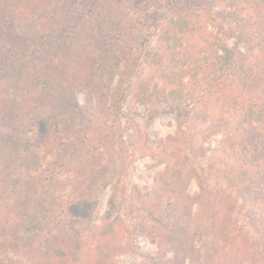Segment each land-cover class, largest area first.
I'll list each match as a JSON object with an SVG mask.
<instances>
[{
	"label": "trees",
	"instance_id": "obj_1",
	"mask_svg": "<svg viewBox=\"0 0 264 264\" xmlns=\"http://www.w3.org/2000/svg\"><path fill=\"white\" fill-rule=\"evenodd\" d=\"M87 17L97 18L96 30L86 28L71 54L40 58L27 77L24 64L32 54H20L21 60L15 62L0 44V81L6 78L9 86L8 90L0 88V131L32 118L35 130L27 134L36 131L41 145L62 150L57 141L74 139L76 134L73 129L67 134L64 128L56 130V126L62 124L64 101L76 93L86 102L92 99L100 120L111 116L110 112L118 120L123 106L118 94H110V88L124 64L126 72L119 85L123 98L129 91L136 105L169 103L167 111L177 114L178 133L162 141L163 150L158 153L163 161L168 159L160 178L168 185L170 197L175 202L188 201L186 195L179 194L180 188L175 192L171 185L182 181L177 169L186 167L188 161L187 144L180 138L188 132L191 137L187 139L192 141L197 121L212 122L214 130L208 135L223 136L215 169L226 170L224 175L237 186L257 180L264 211V0H0V22L17 21L27 26L22 29L28 43L24 50L36 49L35 43L44 46L52 35L64 37ZM153 37L158 40L151 51L148 45ZM143 61L148 65L145 74L140 70ZM110 95L112 107L108 105ZM149 119L151 122L154 116ZM31 140L30 147L17 154L12 175L0 169V198L5 195L3 189L16 186L20 190L12 203L23 204L22 192L27 194L38 178L51 173L50 156L33 150ZM195 150L197 157L204 153L200 145H195ZM2 158L0 155L3 163ZM190 172L197 177L194 168ZM74 175L83 176L77 170ZM194 201L200 205L201 216H210L204 214L205 208L211 207L204 197L197 196ZM109 203L113 211V198ZM46 207L41 205L39 210L45 214ZM7 209L6 218L0 219V249L7 241L6 229L17 225L15 210ZM226 228L227 239L231 231L229 234L230 228ZM54 247L47 253L41 248L26 250L24 259L29 264H61L59 254L64 245L58 240ZM87 260L71 264H102V256ZM103 264H109L108 260ZM253 264H264V259L256 258Z\"/></svg>",
	"mask_w": 264,
	"mask_h": 264
},
{
	"label": "rangeland",
	"instance_id": "obj_2",
	"mask_svg": "<svg viewBox=\"0 0 264 264\" xmlns=\"http://www.w3.org/2000/svg\"><path fill=\"white\" fill-rule=\"evenodd\" d=\"M19 23L0 22V44L2 48L4 45V54H12L15 62L19 57L21 60L20 54H32L24 64L27 77L36 70L40 58L71 54L74 42L84 36L86 28L96 30L98 20L87 17L64 37L52 35L44 46L35 43L36 49L29 50H24L28 43L22 32L27 26ZM157 40L156 37L150 40L149 50L156 49ZM124 66H120L110 88V94H118L123 106L118 120L112 112L107 119L100 120L94 114L92 99L86 102L79 93L64 101L62 124L56 130L64 128L67 134L68 129H73L76 136L58 140V148L64 147L62 150L41 145L36 131L27 134L35 130L32 118L0 131L2 173L12 175L15 161L19 160L17 154L30 147L28 139H33L30 141L33 150L50 156L47 161L51 164V173L38 178L27 194L22 192L23 204L11 201L19 198L16 186L3 189L0 219H5V210L13 207L17 225L6 229L7 243L3 242L0 249L1 264H29L24 259L26 250L41 248L47 253L58 240L64 245L59 256L66 264L80 259L85 263L99 256L102 264L106 259L109 264H253L256 258L264 259V211L257 180L237 186L224 175L226 170H216L214 160L221 158L223 136L208 135L214 124L197 121L193 131L196 137L188 140L187 136H191L186 132L180 138L187 144L188 161L186 167L177 169L182 181L171 184L172 191L180 188L179 194L186 195L188 201L175 202L168 185L160 178L168 159L163 161L158 153L163 150L161 142L178 133L177 114L167 111L169 103L136 105L129 91L123 98L119 85L125 76ZM140 70L144 74L148 71L146 61L141 63ZM0 88L8 90L6 78L1 79ZM111 95L108 105L112 107ZM150 115L154 116L151 122ZM112 118L118 122L117 126ZM191 128L194 129L193 125ZM204 135H208L207 139ZM195 145L204 148L199 157ZM193 168L197 177L190 172ZM76 170L83 176L76 177ZM57 172L65 177L59 178ZM197 196L208 201L211 207L205 208L204 214L210 216H201L200 205L194 201ZM111 198L115 202L113 211H110ZM44 204L45 214L39 210ZM226 227L230 228L229 234L231 231L227 239ZM229 240L235 243L229 245L226 243Z\"/></svg>",
	"mask_w": 264,
	"mask_h": 264
}]
</instances>
